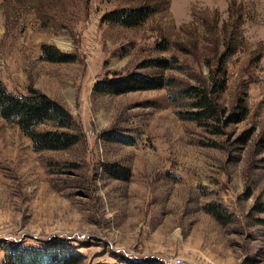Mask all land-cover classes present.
Wrapping results in <instances>:
<instances>
[{"label": "rangeland", "instance_id": "rangeland-1", "mask_svg": "<svg viewBox=\"0 0 264 264\" xmlns=\"http://www.w3.org/2000/svg\"><path fill=\"white\" fill-rule=\"evenodd\" d=\"M133 74L165 87L94 93ZM0 82L69 115L37 132L77 139L36 151L0 115V264L54 240L78 264H264V0H0ZM214 82L219 120L184 119L179 92Z\"/></svg>", "mask_w": 264, "mask_h": 264}, {"label": "trees", "instance_id": "trees-1", "mask_svg": "<svg viewBox=\"0 0 264 264\" xmlns=\"http://www.w3.org/2000/svg\"><path fill=\"white\" fill-rule=\"evenodd\" d=\"M117 13L108 14L109 21L120 22L125 26H136L148 19L150 11L144 10L139 17L124 19L115 17ZM48 60L52 62H70L67 55L53 53L46 50ZM217 82L210 90L199 87H189L179 92L183 99L193 98L196 100V112H190L184 119L191 121H201L203 117L219 120L222 111L219 110L215 92H217ZM165 87L162 78H146L139 75H129L116 80H104L97 83L94 93L98 94H125L137 91L157 90ZM0 115L7 121H14L21 131L27 135L34 143L36 151L62 150L76 144L77 139L69 133L59 132H37L36 127L46 121H56L61 124L68 114L56 102L49 99L37 91H31L27 96H17L9 93L0 82ZM241 117H230V123L240 122ZM114 173V172H111ZM83 260V256L74 251L73 247L61 240H54L42 248H26L18 245L10 246L6 254L4 264H78ZM121 264H162L159 261L136 260L133 258L123 259Z\"/></svg>", "mask_w": 264, "mask_h": 264}, {"label": "built area", "instance_id": "built-area-1", "mask_svg": "<svg viewBox=\"0 0 264 264\" xmlns=\"http://www.w3.org/2000/svg\"><path fill=\"white\" fill-rule=\"evenodd\" d=\"M174 264H190V263H185L183 259L181 258H176L174 260Z\"/></svg>", "mask_w": 264, "mask_h": 264}]
</instances>
